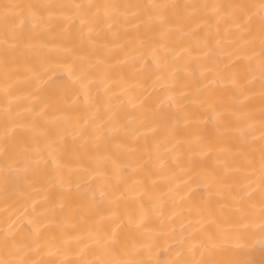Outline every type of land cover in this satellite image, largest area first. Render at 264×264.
Wrapping results in <instances>:
<instances>
[{
	"label": "bare ground",
	"instance_id": "6f19581e",
	"mask_svg": "<svg viewBox=\"0 0 264 264\" xmlns=\"http://www.w3.org/2000/svg\"><path fill=\"white\" fill-rule=\"evenodd\" d=\"M0 264H264V0H0Z\"/></svg>",
	"mask_w": 264,
	"mask_h": 264
}]
</instances>
